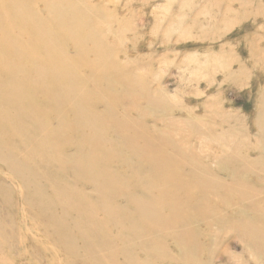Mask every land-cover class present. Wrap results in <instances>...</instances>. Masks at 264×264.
I'll return each instance as SVG.
<instances>
[{"label": "rangeland", "instance_id": "374dc122", "mask_svg": "<svg viewBox=\"0 0 264 264\" xmlns=\"http://www.w3.org/2000/svg\"><path fill=\"white\" fill-rule=\"evenodd\" d=\"M60 1L63 2L62 8H65V11L73 12L74 16L79 17V21L83 20L85 22L82 21L86 29L88 27L91 29L90 31L89 29H81L80 33L90 32V36H94L93 38H96V40L99 38L103 43V46H101L102 43L100 44L99 40H97V42L93 39L92 42L91 39V42H86L85 46V43L79 39L80 42L78 41L77 44H79V46L80 44H84V48L82 47L81 49H84L83 52L87 53H82L80 55L79 53L75 54L73 49L70 48L71 45H67L64 54L71 53L70 55H66V57L70 59L74 58L81 67H88V70H91L90 68L94 66L96 67L95 69L102 72L105 68L107 69L109 67V64L114 62L115 64L113 63L112 67L114 66L120 73L123 72V69L126 72H123L121 75L112 67H110V69L108 68L110 71L105 69L106 74L110 76L107 75L109 78L112 79L115 77L114 79L116 82V79L119 80L115 83L116 86L112 89V92L114 93L116 91L118 93L120 90L121 94H119V92L118 95H121V98L116 95V93L114 95L115 97H119V100H122L123 103L121 102L122 106L117 107L118 109L116 108L115 114H120L119 117L127 116L130 119L134 116L133 120L139 127L137 129L140 131V134L134 140V143L137 142V144H140L143 139H146V136L149 135V131L151 134L148 137L151 138H154L156 135L161 138L163 137L162 135L169 134L167 136L170 139L173 138V142L180 151H182V158H180V154L177 156L169 150V145L171 144H165L162 140L160 142V146H165V150L168 146V151L165 152L164 150V153H167L168 156L171 154L169 158H171L173 154V156L179 157L175 158L172 156L173 162L171 166V169H174L172 173L177 175L178 179L174 180L171 178V180L167 179L166 182L167 189L168 187L170 189V186L172 187L174 184L176 186L175 190L178 191L175 194L176 191H174L173 188L169 191L172 193L173 190V195L167 193V196L172 195L173 197H178L173 198L174 200L177 199L176 202L171 199L170 207H174L173 205L177 204L174 208H176V212L179 211L177 212L179 213L178 216L182 215V212L185 210L184 208H187L190 210L187 211L188 217L190 216V219L192 218L195 220L192 221L191 219L190 221V219L187 218L186 209L183 212V214H185L182 215L185 221H183L182 224H178L177 222L180 218H177L178 221L176 220L178 216H176L177 213H175V209H163L164 217L168 215L171 218L173 216L169 214L175 213L173 217L175 219H173V221H177V224L175 223V228L178 230L175 228L174 230H177L178 233L175 231L173 235L176 234L175 237L181 238V240L184 238V241L190 242V245L194 243L198 246L199 250L195 255L196 264H254V261H256V264H258V262L259 264H264V238H262L264 237V123H262L264 122V0H75L76 3L74 0H52L51 2ZM68 8H71V10H68ZM36 9L39 11V16L42 18L41 20L44 21L43 7L37 6L35 7V10ZM108 17H110V21ZM58 19L59 18H57V20ZM98 19L102 23H100ZM77 23L79 24L78 21L72 24ZM47 24V26H51L49 25L51 23L48 22ZM51 28H53V26ZM101 28L105 31L103 30L102 32ZM99 30L102 33L99 32ZM108 32L111 34H108ZM99 34H102V37L107 43L104 42L105 40L101 38ZM103 35H106V37L108 36V38ZM59 40L61 41L56 40L57 43L55 44L59 45V42H62V39ZM49 41L51 43V39H49ZM105 44H111L109 45L111 48L107 47L108 45ZM87 46L91 48L89 49ZM63 47L61 50L65 49ZM102 47L104 51L101 49ZM108 50L109 54L107 52ZM88 53H92L93 55H89ZM37 54L34 55L32 53V56L34 55V58H36L35 56L42 57L41 55H43L40 53ZM105 54L109 55V57L107 58ZM112 54H115V58L117 59L110 57ZM94 55L95 57H93ZM85 56H87V58ZM100 56L102 58H100ZM82 58L86 60V66L82 65ZM97 58L102 60L98 61ZM110 58L112 60H110ZM111 61L113 62L111 63ZM120 67L121 69L124 68L121 70ZM99 68H101V70ZM105 71L103 72L105 73ZM114 71L121 76H117V74L113 73ZM83 72L84 71L81 73ZM109 72L112 74L110 75ZM124 73L127 76H125ZM86 74L88 73L85 71V75ZM82 75H84V73ZM122 76L127 77L126 80L128 78L132 80L129 81L128 79L126 81ZM121 81L122 83H120ZM123 82L128 84L125 85ZM107 83H103L102 86H100L101 90L97 88L98 91H104L108 87L105 86ZM117 85L119 87H117ZM80 86L81 84L78 85L77 88L79 89ZM103 86L106 88H102ZM134 86L137 87L135 88ZM80 89L83 90L82 88ZM126 90L127 92H125ZM109 91H111L110 88L108 92ZM83 92L86 91L83 90ZM123 92L125 95L130 92L131 100L124 99L123 96L125 95L122 94ZM100 108L101 107H98L99 110H102ZM142 111L145 116H139ZM162 111L164 113H162ZM157 117L160 119L158 120ZM162 120L166 122H162ZM259 121H261V123H259ZM189 126H193L194 129ZM140 128L144 130H140ZM228 131L231 133L230 135L227 134ZM143 132L145 134H143ZM117 140L118 138L114 139L115 142H117ZM232 140L233 142L230 143ZM250 144L252 147H250ZM244 145H246V147ZM259 145L260 147L258 148ZM67 148L65 152L71 154L72 148ZM250 148L253 149L251 150ZM184 151L188 152V154L186 152V154L183 153ZM238 151H240L241 154H238ZM243 152L245 153L243 154ZM231 153L232 156L230 155ZM234 153H236L237 156ZM238 155L241 156V159H239L241 160L240 163L238 160L236 161L237 158H240ZM190 156L192 158H190ZM184 158L187 159L185 160ZM247 158H249L250 162ZM256 158H259L261 161L258 162ZM254 161L257 162L255 163ZM133 163L135 164V162ZM233 166H235L236 170ZM237 166L240 168L238 169ZM122 167V165H118L117 169H113L115 171L114 173L120 176H127V173H124L127 168L125 167L123 170ZM136 167L137 165L133 166L135 172ZM118 168L120 169L118 170ZM188 168H191L192 172L186 173ZM191 169H189V171H191ZM56 170L57 169H55V172H57L56 174H58V176L68 177L62 170H60V172ZM117 170L122 172L119 173ZM232 170H235L234 174ZM246 170L248 172L250 170L252 174L246 173ZM244 173H246V175ZM139 174H135L138 179H136L134 175V178H130L131 180L133 179L132 182H134V180L143 183L149 181L144 178L146 176L140 175L141 178L138 176ZM229 174L233 176L237 174L236 176H239V178L235 176L236 179L233 177L234 180ZM200 177L204 178L201 179ZM2 178L5 185H8L9 190L4 192V199L0 194V225L4 229V238L0 236V264H15V262L16 264H51L52 261H50V258H47V256L40 251V247L43 246L40 233H42L44 229L42 220L45 219V217H43L41 213L35 211V208H32V206L29 207L26 202H24L26 189L21 186L20 181L11 184L5 177ZM199 178L201 180H199ZM155 180L156 179L153 178L149 182L152 183V181L155 182ZM66 181L65 183L62 181L61 184L57 183L60 184H56L57 189L73 185L77 190H81L84 186L81 180H71L69 178ZM171 182L173 183L172 185ZM199 183L200 185L202 184V186H200ZM247 188H249L250 191L252 188V191L248 192ZM259 188L263 190L261 191ZM90 190L89 187L83 189L86 193H89ZM160 191L163 192V190ZM160 191L159 188L155 187L154 192H151L154 199L156 196L154 194L156 193L162 196ZM178 193L180 197L181 195L183 196L181 198L182 200ZM151 195L148 199L151 198ZM184 197L185 199H183ZM10 199L11 203L9 204ZM91 199L92 200H89V198H87V206L94 209L97 208L94 215H97L98 217H96L101 220L103 216H101L102 214L98 211L96 198L94 197ZM120 200L118 201L119 204L123 205L124 201L122 199ZM180 201L181 203H179ZM20 202L22 203L21 205ZM228 203H230V206H227L229 205ZM225 205L226 207H224ZM179 206L180 208L178 210L177 208ZM207 206H210L209 210L205 211V209H208ZM171 210H173V212H171ZM211 210L213 216H211ZM36 212L37 215L35 214ZM214 212H216V214ZM193 213L197 215L195 216ZM198 213L200 214L198 215ZM209 213L210 215H208ZM251 216L254 219H252ZM196 217L197 219L199 218L198 226L196 224V221H198ZM166 218L168 219L167 216ZM225 218H227V220ZM246 218L252 220L254 223ZM261 218L263 219L262 221L260 220ZM242 219L248 223L244 225L245 221ZM192 224L194 225L192 226ZM181 225L183 226L181 227ZM237 225L240 228L236 227ZM256 225L257 227H255ZM190 226L193 228L195 227V229L190 230ZM252 226L253 228L255 227L254 234V231L250 230ZM234 227L235 229L237 228L235 231ZM241 227L242 229H244V227L246 228L245 232L247 233L248 231V235L242 232L243 230L239 231ZM184 229L187 230L185 231ZM196 229H199V233ZM193 230L201 236L193 233ZM184 231L189 234L188 238L184 237L187 235ZM249 231L252 233H249ZM115 233L119 234L121 230L119 229L117 232L113 230L111 235L115 237L119 236ZM181 233L185 235L183 236ZM240 233H243V235H240ZM255 234L259 235V237ZM243 237L248 240H242ZM255 237L257 241H255ZM250 238L255 243H252ZM192 239L194 240L192 241ZM258 240L261 244L263 243V246L260 243L256 245ZM166 241L164 244H162L164 241L161 244L157 243V248L161 252L167 247L164 253L166 260L168 258V262L163 264L189 263L187 256L182 259L178 246L175 245L171 239ZM5 245L7 246L6 249ZM37 245L39 247H37ZM207 247L209 248V253L204 250ZM258 248L261 249L260 252H258ZM106 249L109 248L107 247ZM248 250H251L252 254H249ZM114 252L116 253V251ZM255 252H258V257L255 256ZM171 253L176 257L178 256L177 258L180 259L181 263H179L180 261L178 259V262L175 261L176 259L175 257H171ZM254 256L255 258L261 256L260 260H254ZM173 258L174 260L172 261ZM52 260L56 263L54 257H52ZM120 262L121 260L119 259V263Z\"/></svg>", "mask_w": 264, "mask_h": 264}, {"label": "bare ground", "instance_id": "6f19581e", "mask_svg": "<svg viewBox=\"0 0 264 264\" xmlns=\"http://www.w3.org/2000/svg\"><path fill=\"white\" fill-rule=\"evenodd\" d=\"M51 1L52 0H0V194L2 198L4 199V195H5L4 192L6 190H9L8 185L7 186L5 185V182L2 177H5L7 181H9L11 184H13L14 182L16 183V181L21 182V186H23L26 189L24 202H26V204L29 207L32 206V208H35L36 209L35 211L41 213V215L45 217V219L42 220V226L44 227V229L42 233H40L42 240L39 239L43 243V246L40 247V251L45 256H47V258H50V261H52L51 264H157V263L163 264L168 262L167 261L168 258L166 260V256L164 253L167 247L163 250V252H161L157 248V243L161 244L164 241L162 243L164 244L167 242L166 240L169 239H171L172 242L178 246L179 248L178 250L182 259H184V257L187 256L189 263L182 262V264H194V263L196 264L195 255L199 250L198 246L194 243H191L190 245V242L184 241V238L183 240H181V238L175 237L176 234L173 235V232L175 233V231L178 230L177 228H175L176 226L175 223L178 221L177 218H180V220L177 223L182 224L183 221H185L184 218H182V215L185 214V213L183 214V212L187 208H184L185 210L183 212L181 210L182 215L178 216L179 213L177 212L179 211L176 212V208H174L176 207L177 204H174L173 205L174 207L172 206L170 207L171 199L178 197L175 195H174L175 197L172 196L173 195L172 193H174L173 190L172 193H170L169 191H171V189L173 188L174 191H176L175 190L176 186L171 182V185L173 184L172 187L170 186V189L169 187L168 189L166 187L167 179L169 180H171V178H173L174 180L178 179L177 175H174L172 173V171L174 170L171 169L173 162L172 158L173 157L179 158L177 157L179 156V154L181 155L180 158H182V154H181L182 151H180L177 145L173 142L174 139L172 138L173 139L172 140L167 136L169 135L167 133H166L167 135L165 134L162 135L165 138L163 137L159 138L158 135H156L154 138H151L148 137L151 134L149 131L148 133L149 135L146 136V139H143V141L140 144H137V142L134 143V140L140 134V131L137 129L139 127L137 124H135L133 120L134 116L131 117L130 119L127 116L119 117L120 114H117L118 116L115 114L116 108L122 106L121 104L122 100L121 101L119 100L121 98V95L120 96L118 95L119 92H120L119 94H121V91L119 90V92L117 93L114 90L115 92L114 93L112 92V89H114L116 86L115 83H117L119 80L116 79L117 80L116 82L114 79L115 77L112 79L109 78L110 77L109 74H106L105 71L106 68L105 69L103 68L104 69L103 71H105V73L103 71L102 72L98 71L97 69H95L96 67L94 66L90 68L91 70H88V67L87 68L81 67L78 64V62L75 61L74 58L70 59L66 57V55H70L71 52L66 53V55L64 54V50L66 51L65 47L67 45H71V47L70 46L69 47L73 49L75 54L79 53L80 55L82 53H85L83 52L84 49H81L84 46V44L83 45L80 44L79 46L77 42L80 39V41L84 42L86 46V42L89 41L91 42V39L93 42L94 36L93 37L90 36V32L80 33L81 29L84 30L86 29V27H84L85 22L83 20L82 21L84 23L82 21H79L78 20L79 17L74 16L73 12L65 11V8H62L63 2L61 1L51 2ZM74 2L76 3L75 0ZM37 6L43 7L42 10L44 12V19H43L44 21L41 20L42 18H40L39 16V11L37 9L35 10V7ZM68 10H71V8H68ZM90 15L93 14L91 13ZM56 17L59 18L58 19L59 22ZM108 18L110 21V17ZM77 21L79 22V24L78 23L72 24ZM48 22L51 23L49 24L51 26H47ZM99 22L102 23L100 20ZM52 26L53 28H51ZM103 28H101L102 30L100 29L102 32L104 30ZM87 29H89V27ZM90 30L91 29H89V31ZM100 30L99 32H101ZM109 33L110 32H108V34ZM99 35L101 36V38H103L102 34ZM103 36L106 37V35ZM108 36L106 38H108ZM49 39H51V43ZM59 39H62V42H59L60 43L59 45L55 44L57 43V41H61ZM94 40H96V38ZM97 40H99V38ZM99 42L100 44L102 43V41L100 40ZM104 42L107 43L106 40ZM109 45L107 47H109ZM101 46H103V43ZM62 47L65 49L61 50ZM87 47L89 49L91 48L90 46ZM96 47L98 48L97 44ZM109 48H111V46ZM101 49L103 50V47ZM107 52L109 54V50ZM32 53L34 55L40 53L43 54L44 56L43 55H41L42 57L35 56L36 58H34V55L32 56ZM112 55H110V57L112 58L116 57L115 54H114L115 56L113 55L114 57ZM106 56L107 58L109 57V55ZM85 57L87 58V56ZM93 57H95V55ZM100 58L102 57L100 56ZM97 60L100 61L102 59L99 60V58H97ZM110 60L112 59L110 58ZM112 62L113 61H111V63ZM112 64H109L108 67L109 69L110 67H112ZM82 65L83 66L87 65L85 59L82 60ZM108 68L106 69L107 71L109 70ZM112 68L116 70L114 66ZM99 69L101 70V68ZM82 71H84L83 72L84 75H82L83 74L81 73ZM85 71L88 74L85 75ZM116 71H114L113 73H115ZM123 72H125L124 69ZM123 72L120 73L117 71V73H120L121 75ZM109 73L110 75L112 74L111 72ZM125 73L124 75L127 76ZM118 75L119 74H117V76ZM122 78L126 80L127 77L122 76ZM128 79L129 81L132 80V79L130 80V78ZM122 81L120 83H122ZM124 82L123 84L125 85L128 84ZM103 83L104 84L107 83V85L105 86H108L111 91L108 92L109 88L103 86L102 88L105 87L107 91L105 89L104 91L99 92L98 89L100 88V86H102ZM80 84L82 87L80 86L79 89L82 88L86 92H83V90L81 89L79 90L77 88L78 85ZM117 87L119 86L117 85ZM125 92H127V90ZM130 92L126 93V95L124 94V92L122 93L125 95L123 96L124 99L131 100ZM115 93L120 98L115 97L114 95ZM98 107H101L100 109L102 110H99ZM162 113L164 112L162 111ZM140 115H144V112L142 111L139 114V116ZM261 117L263 116L261 115ZM159 119L160 118H158V120ZM163 121L165 120H162V122ZM259 123H261V121H259ZM140 130H144V129L140 128ZM143 134L145 133L143 132ZM227 134L230 135L231 133L228 131ZM115 138H118L117 142H115L116 140L114 141ZM161 140L164 141L165 144L168 145L171 144L172 147L171 145H169L170 148L169 150H171L177 156H173L174 155L173 154L172 155L173 157L171 156V158H169L171 154L168 156L167 153L166 154L164 153L165 146L164 147L160 146ZM231 142H233V140L230 141V143ZM244 146L246 147V145ZM67 147L72 148L71 154H67L65 152V150L68 149ZM250 147H252V145ZM259 147L260 145L258 146V148ZM167 149L165 150V152L168 151ZM239 149H243V148H239ZM240 151H238V154H241ZM185 152L186 151H184L183 153ZM186 153L188 154V152ZM236 153L234 154L236 155ZM244 153L245 152H243V154ZM230 155L232 156V153ZM190 158L192 157L190 156ZM239 159H241V156L240 158L236 159V161L238 160L240 163L241 160ZM247 159L249 161V158ZM257 160L258 162L261 161L259 160V158ZM115 162L121 164H116ZM133 162H135V164ZM186 162L185 165L187 164ZM254 162L256 163L257 161ZM133 164L137 165L136 172L133 168L134 166ZM118 165H122L123 170L125 169V167L127 168L126 172H124L127 173L126 174L127 176H120L114 173L115 171L113 169L114 168L117 169ZM243 166L241 165L242 168ZM233 167L235 168V166ZM55 169L59 170V172L60 170H62L63 172L66 173L68 177L61 175L58 176V174H56L57 172H55ZM119 169L120 168H118V170ZM189 169L191 168H188L186 173L192 172V169L191 171H189ZM235 170H232L233 174L235 173ZM118 172L120 173L122 171H118ZM246 173L252 174L250 170L249 172L246 170ZM246 173L244 174L246 175ZM135 174L136 175L139 174L138 176L140 175L146 176L144 178H146L149 181L152 180L153 178L156 180L155 182L152 181V183L147 180L146 183L135 180L134 182H132L133 179L131 180L130 178L131 177L134 178L133 175L135 176ZM231 176L232 178L233 177L235 178V176L233 175ZM236 177L239 178V176ZM69 178L71 180H78V181L81 180L84 186L81 188V190L80 189L77 190L73 185L71 186L69 185L66 188L57 189L56 187L57 183L61 184L62 181L65 183V181ZM200 178L203 179L204 177L203 178L200 177ZM200 178L199 180H201ZM200 186H202V184ZM87 187H89V190L91 189L90 190L91 192L89 191V193H86L85 191H83V189ZM155 187L159 188V191L163 190V192L160 191V193H162V196L161 195L159 196V194L157 193L154 194L156 195L154 199V196L153 194L151 195V192H154ZM247 189L248 192L252 191V188L251 191L249 190V188ZM259 190L261 189L259 188ZM177 192L178 191H176L175 194ZM167 193L172 195H168L169 196L168 197ZM150 195L151 198L148 199ZM94 197L96 198V203H98V211L102 214L101 216H103L101 220L97 218L98 217L97 215H96L97 217L94 215L95 210L97 208L94 209L87 206V198H89V200H92L91 198ZM182 197L183 196L181 195L180 199ZM120 199L124 201L123 205L119 204L118 201ZM183 199H185V197ZM176 200L174 201L176 202ZM10 203H11V199L9 200V204ZM179 203H181V201ZM21 204L22 203L20 202V205ZM228 204L229 205L227 206H230V203ZM207 207L208 209H205V211L209 210L210 206ZM224 207H226V205ZM166 208L175 209V213H177L176 216H178L176 217L177 220L176 222H174L175 220L173 221V219H175L173 218L175 213L169 214L173 216L171 218L165 213L168 219L166 218V216L164 217L163 209ZM179 208L180 206L177 209L179 210ZM173 210H171V212H173ZM187 211L190 210L187 209L185 211L187 218L190 219V216L188 217L187 215L188 213ZM37 212L35 213L36 215ZM210 212H211V216H213L212 210ZM214 213L216 214V212ZM199 214L200 213H198V215ZM208 215H210V213ZM225 219L227 220V218ZM252 219L254 218L252 217ZM197 220L198 221H196L197 222L196 224L198 226L199 218ZM248 220L252 222V220L250 219ZM260 220L262 221L263 219L261 218ZM192 221L195 220L192 219ZM247 223L245 221L244 225H246ZM193 225L194 224H192V226ZM182 226L183 225H181V227ZM192 226H190L191 229L189 227L186 228H189L190 230L195 229V227L193 228ZM236 227L239 226L237 225ZM255 227H257V225ZM174 228L177 230H174ZM252 228L253 226L250 228V230L254 231L253 232L254 234L255 229L253 228L252 230ZM119 229L121 230V233L119 234L115 233L118 234L119 236L115 237L111 235V232L113 230L117 232V230ZM236 229L234 227V231ZM245 229H246L245 227L244 229H242L241 227V230L239 231L243 230L242 232H245ZM185 231L184 233L187 234V232ZM193 231H194L193 233L195 234H197L196 231L199 233V229ZM251 231H249V233ZM3 234H4V229L0 225V236H2V238H4ZM181 234L183 235V233ZM182 235H178V236H182ZM188 235L189 234H187L184 237L188 238ZM240 235H243V233H240ZM256 236L259 237V235ZM246 239L247 238L243 237L242 240L246 241ZM193 240L194 239H192V241ZM255 241H257V238ZM253 242L254 241H252V243ZM258 243H260L259 240L256 245H258ZM37 247L39 246L37 245ZM107 247L109 249H106ZM6 248L7 246L5 245V249ZM208 249L209 248L207 247L204 250L207 252ZM256 250H257V246H256ZM258 250H259L258 252H260L261 249L258 248ZM114 251H116V253ZM250 251L249 254L250 253L252 254V251L251 252ZM258 252H255L256 257H258L257 255ZM179 253L177 252L178 255ZM171 254L172 256L171 255L168 256L175 257L176 259L175 261L177 262L178 260L180 261V259L177 258L178 256L176 257L173 253ZM255 256H254V260L255 259L260 260L261 256H259V258H255ZM52 257L55 258L56 263L53 262ZM119 259L121 260L120 263H119ZM173 260L174 258L172 259V261ZM255 262L256 261H254V264H256ZM179 263H181V261Z\"/></svg>", "mask_w": 264, "mask_h": 264}]
</instances>
